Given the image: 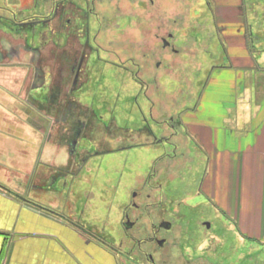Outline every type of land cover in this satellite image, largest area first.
Listing matches in <instances>:
<instances>
[{
  "label": "rangeland",
  "instance_id": "rangeland-1",
  "mask_svg": "<svg viewBox=\"0 0 264 264\" xmlns=\"http://www.w3.org/2000/svg\"><path fill=\"white\" fill-rule=\"evenodd\" d=\"M151 1L99 0L94 3V12L105 19L103 37L96 39L101 48L87 55L82 83L72 94L82 107L93 112L92 123L102 130H89L86 136L79 138L76 150H88L91 157L77 176L46 180L55 166L67 165L69 143L65 142L62 143L64 148L49 145L41 152L29 153L28 164L24 162L22 170L15 166L12 174L7 175V185L19 187L38 202L53 204L56 210L100 233L106 242L117 245L123 241L120 220L130 193L143 185L153 167L157 172L155 179L168 170L167 181L153 179L152 182L161 183V191L174 196L173 206L181 215L177 220L188 230L184 238L191 237L195 243L193 259L202 256L208 263L215 264H264V245L242 236L234 218L217 213L208 203L207 194L215 193L229 204L236 160L233 157L226 160L214 182L213 153L208 167V155L187 134L182 121L189 109L195 110L192 115L204 117L201 109L197 112L198 103L211 74L218 75V67L231 69L227 57L229 49L232 56L247 55L249 51L255 55V63L254 69L242 70L236 86L225 94L229 100L222 113L230 115L225 116L222 127L230 128L229 118L246 116L245 120L249 121V116L256 113V98L262 92L261 81H264V76L258 73L264 70V0H232L230 5L229 0H218L217 7L214 0ZM33 4L34 0H0V63L12 62L9 54H14L16 58L12 63L30 68V83L24 80L20 94L15 91L17 96L24 86L25 91L38 86L40 83L34 81V76L38 71L43 72L38 75H45L44 86L29 93L45 103L49 80L53 81L57 74L64 76L63 91L70 89L69 66L74 57L69 55L67 61L61 58L59 62L60 47L55 45L54 22L47 24V36L40 35L38 42L37 37L33 39L7 29L10 24L22 26L26 18L30 21L49 19L48 6L40 3L32 8ZM94 22V18L91 19L90 46L94 45V34L98 30ZM167 33L172 35L167 39L171 48L164 49L159 37H166ZM78 45L79 42H73L69 47L73 49ZM38 46L40 50L31 49ZM232 59L236 64L237 59ZM132 63L139 68H134ZM138 69L142 84L131 77L130 72ZM207 95L217 97L213 92ZM30 106L31 116L38 118L39 126L45 134H50L53 142L57 137L51 116ZM198 124V121L193 122L191 129L198 130ZM244 126V120L239 119L237 131L244 130ZM167 139L171 145L178 146L174 161L167 158L173 153ZM34 141L30 135V150L35 147ZM202 222L210 223L211 229L205 230L199 225ZM202 245L204 250L197 248ZM183 249L186 254L192 251L188 243H183ZM188 256L192 259V255Z\"/></svg>",
  "mask_w": 264,
  "mask_h": 264
},
{
  "label": "crops",
  "instance_id": "crops-1",
  "mask_svg": "<svg viewBox=\"0 0 264 264\" xmlns=\"http://www.w3.org/2000/svg\"><path fill=\"white\" fill-rule=\"evenodd\" d=\"M230 52L229 49L227 57L231 69L218 68L219 74L215 77L211 74V80L208 79L205 84L197 109V112L201 109L205 113L204 117L192 115L195 110L189 109L182 121L187 134L208 155V167L213 153L214 182L226 160H230V157L236 160L229 204L223 196L215 193H208L207 196L213 199L223 215L235 219L242 236L264 244V81H261L262 92L256 98V113L249 116V121L245 120L246 116L229 118L230 128H223V119L230 115L222 113L223 106L226 107L229 100L225 94L229 93L233 85L236 86L242 70L254 69L255 63V55L249 54V51L242 56H232ZM4 53L8 55V52ZM9 56L10 61L14 62L16 56ZM232 57L237 59L234 60L236 64H233ZM12 62L0 63V186L21 199L0 189V264H126L103 244L81 234L75 226L25 200L50 208L57 214L59 211L53 204L38 202L19 187L7 185V175L12 174L15 166L22 170L20 168H24V162L28 164L29 153L41 152L43 147L49 145L64 148L62 143L51 142L50 134L44 133L38 118L30 115V89L25 91L24 86L21 95H15L16 90L20 94L24 80L30 83V68ZM259 71L264 76V70ZM209 92L217 97L206 96ZM239 119L244 120L246 127L241 131L236 128ZM196 121L200 123L198 130L191 129L192 123ZM30 135L35 139V147L31 150ZM225 136L229 139L226 140ZM216 186L214 188L218 191Z\"/></svg>",
  "mask_w": 264,
  "mask_h": 264
},
{
  "label": "flooded vegetation",
  "instance_id": "flooded-vegetation-1",
  "mask_svg": "<svg viewBox=\"0 0 264 264\" xmlns=\"http://www.w3.org/2000/svg\"><path fill=\"white\" fill-rule=\"evenodd\" d=\"M95 1L99 2V0H34L32 8H37L40 3L43 6L45 5L44 7L48 6V9L50 10V12H48V14H50L49 19L45 18L44 20V18H41L37 21H30L26 18V22H22V26L20 27L14 25L10 26V22L8 23L10 25L6 26L8 30L13 31L15 34L22 32L25 36H32L33 39L37 37L35 41L38 42L40 40V35L47 36L45 33L47 24L54 22V38H56L55 45L60 47V51L58 52L59 60L64 58V60L67 61L66 57L69 55L74 57L69 66L71 82L70 89L68 91H63L64 89L62 86L66 84L63 80L64 76H58L57 74V77L53 79V81L49 80L47 77L49 83L47 94L44 98L46 99L45 103L44 101L40 102L38 99L31 96V94H28L31 105H33L40 112L43 111L45 114L51 116L52 125L56 127L57 137L54 138L53 141L56 143H69V148L66 151L68 155L67 165L55 166L54 171L47 175L46 180L48 178L65 179L68 176L75 178L91 157V153L88 150H76L79 138L86 136L89 130H102L99 126L92 123L93 112L90 113L88 109L82 107L74 99L72 94L73 91L76 90V88L82 83V74L84 73L87 55L90 51L101 48L96 39L99 37L101 38L103 35L102 31L105 29V27H103L105 19H100L99 15L94 12ZM149 1L152 3L151 0ZM214 1L216 3L215 7H217L220 1ZM230 1L232 0L227 2L229 5L231 4ZM44 7L43 10L45 9ZM15 17L16 16L14 15L12 18L13 21ZM93 18L95 20V25L96 23L98 24V30L96 34H94V45L90 46L88 43V37L90 34L91 19L93 20ZM24 20L25 19L21 21ZM38 28L39 30L36 32L35 30ZM169 38L171 39L172 35L168 33L166 34V37H159L161 46L164 49L171 48V45L167 40ZM59 42H62L63 44L61 43L62 45H59ZM73 42H79V45L77 48L75 47L71 49L69 45H72ZM40 48L38 46L31 49L35 51L37 49L40 50ZM61 60L59 62H61ZM123 64H120L119 66ZM132 64L135 66L134 68H139V66H136L135 63ZM34 68H39V65ZM45 68L48 69L49 67L45 66ZM126 70L127 69H125V71ZM59 71L62 74V67H60ZM40 72L41 71H38L37 73L39 74ZM139 72L140 70L138 69L131 71L130 73L134 81L142 84V80L138 76ZM38 74H35L34 81H37L40 84L38 86L34 85L35 87L30 89L31 93L32 90L40 89L45 84V75L42 74L41 76ZM31 98L34 100L31 101ZM86 116L89 117V120ZM63 132L66 135H64ZM171 136L173 135L171 134ZM49 140H51V136H49ZM167 142L170 145L172 144L168 139ZM171 146L173 153L171 155H167V158H169L170 161H174L178 146L176 144ZM155 170L156 168L154 169L153 167L147 175V178H145L143 185L130 193V199L123 209L120 220L123 232V241L117 245L106 242L100 233L85 228V226L81 225L78 221L72 219L70 215L67 216L59 210H57L59 212L56 211L57 215L61 217V219L79 229L81 234H85L89 239L103 244L108 250H110L118 258L122 259L126 264H215L213 262L208 263L202 256L193 259L195 255L192 252L194 251L195 243L190 240L191 237L188 238V240L184 238V235L188 230L187 226L177 220L181 218V215L173 206L174 196L172 197L167 195V193L162 192L161 183L152 182V180L157 177V172ZM167 171H164L155 180L162 183L167 181L166 175L169 174V171ZM160 177H162V179ZM200 192L201 191H199V193ZM208 203L217 213H221L215 202L213 200L211 201V198L209 197ZM42 207L50 210V208L45 206ZM199 225H202L205 230L211 229L210 223L202 222ZM188 234L190 235V233ZM183 243H188V247L192 249L191 253L186 254V252H184ZM197 248L204 250V245L198 246ZM204 252H202V255ZM188 255H192V259Z\"/></svg>",
  "mask_w": 264,
  "mask_h": 264
},
{
  "label": "water",
  "instance_id": "water-1",
  "mask_svg": "<svg viewBox=\"0 0 264 264\" xmlns=\"http://www.w3.org/2000/svg\"><path fill=\"white\" fill-rule=\"evenodd\" d=\"M0 189L3 190V191H5V192H7V193H9V194H13V193L10 192L8 189H6V188H4V187H2V186H0ZM13 195L15 196V194H13ZM15 197L20 198L19 196H15ZM20 199H21V198H20ZM22 200H25V199H22ZM25 201H26L27 203H29L30 205H33V206L39 208L40 210H43V211H46V212H48V213H51V214H53V215L58 216L55 212H53V211H51V210H49V209H45L44 207L40 206L39 204H37V203H35V202H33V201H29V200H25ZM60 218H61V217H60Z\"/></svg>",
  "mask_w": 264,
  "mask_h": 264
},
{
  "label": "trees",
  "instance_id": "trees-1",
  "mask_svg": "<svg viewBox=\"0 0 264 264\" xmlns=\"http://www.w3.org/2000/svg\"><path fill=\"white\" fill-rule=\"evenodd\" d=\"M251 242H254L253 240H251ZM257 243V242H256ZM257 244H259V243H257Z\"/></svg>",
  "mask_w": 264,
  "mask_h": 264
}]
</instances>
